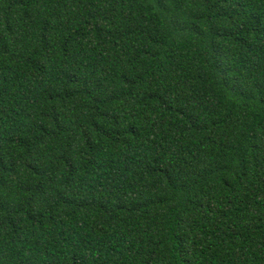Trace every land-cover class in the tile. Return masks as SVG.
<instances>
[{"label": "trees", "instance_id": "obj_1", "mask_svg": "<svg viewBox=\"0 0 264 264\" xmlns=\"http://www.w3.org/2000/svg\"><path fill=\"white\" fill-rule=\"evenodd\" d=\"M0 264H264V0H0Z\"/></svg>", "mask_w": 264, "mask_h": 264}]
</instances>
